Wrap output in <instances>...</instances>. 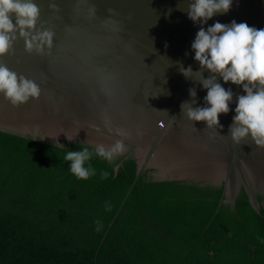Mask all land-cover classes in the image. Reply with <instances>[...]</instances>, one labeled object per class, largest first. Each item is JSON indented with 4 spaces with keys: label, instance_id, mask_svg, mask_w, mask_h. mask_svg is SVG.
Here are the masks:
<instances>
[{
    "label": "water",
    "instance_id": "1",
    "mask_svg": "<svg viewBox=\"0 0 264 264\" xmlns=\"http://www.w3.org/2000/svg\"><path fill=\"white\" fill-rule=\"evenodd\" d=\"M34 2L40 8L37 28L53 30L54 45L40 55L28 53L18 39L0 58L42 90L38 99L18 107L0 94V147L70 171L71 162L63 158L67 151L124 140L127 151L114 164L95 154L88 162L97 170L89 179L100 183L93 192L129 186L96 254L130 193L129 204L141 222L192 244L204 237L203 247L226 241L260 252L264 147L251 137L237 144L229 134L237 97L246 93L218 76L234 93L230 111L219 116L222 128L192 122L181 105L195 88L193 106H208L207 90L195 76L186 79L176 62L200 70L191 49L200 27L235 20L264 29V0H233L227 13L215 14L207 24L189 19L188 0ZM52 2L58 11L50 8ZM116 129L127 135L118 136ZM62 130L79 134L70 142ZM101 171L109 177L102 180Z\"/></svg>",
    "mask_w": 264,
    "mask_h": 264
},
{
    "label": "trees",
    "instance_id": "2",
    "mask_svg": "<svg viewBox=\"0 0 264 264\" xmlns=\"http://www.w3.org/2000/svg\"><path fill=\"white\" fill-rule=\"evenodd\" d=\"M99 185L0 147V264H264V248L253 253L226 241L203 247L204 237L192 244L141 222L131 193L96 254L129 188L93 192Z\"/></svg>",
    "mask_w": 264,
    "mask_h": 264
},
{
    "label": "clouds",
    "instance_id": "3",
    "mask_svg": "<svg viewBox=\"0 0 264 264\" xmlns=\"http://www.w3.org/2000/svg\"><path fill=\"white\" fill-rule=\"evenodd\" d=\"M232 3L233 0H188L187 14L193 22L207 24L215 14L227 13ZM49 6L52 10H59L55 2ZM92 11L94 14V6ZM109 12L114 13V9H109ZM39 18L40 8L34 0H0V58L13 50L18 39L24 40L28 53L43 55L46 49H52L56 33L49 28H37ZM191 49L200 70L194 71L191 65L185 68L182 63H176L180 64L179 71L186 79L192 80L195 76L197 82L207 90L204 102L208 106L194 107L197 92L195 88H190L192 99L182 103V113L192 122L205 121L207 128H222L219 116L230 111L229 104L234 96L231 88L226 90L218 82L217 77H222L224 83L240 85L246 93L237 97L236 115L229 127L232 140L239 144L251 137L256 146L264 147V29L235 20L230 24L217 21L207 29L200 27ZM204 71H209L211 75L205 78ZM41 91L34 80L11 71L5 63L0 62V94L13 106L25 104L31 98L38 99ZM62 133L70 142L79 134L73 135L63 130ZM116 133L120 137L127 135L122 129H116ZM126 151L124 140L115 139L110 145L95 144L93 150L89 147H83L80 151L69 150L63 158L71 162L70 171L76 178L87 180L97 174L96 168L88 163L94 154L114 164L116 158ZM108 177L107 171H101L102 180ZM105 210H111L110 204H105ZM95 223L99 231L103 225L99 220Z\"/></svg>",
    "mask_w": 264,
    "mask_h": 264
}]
</instances>
